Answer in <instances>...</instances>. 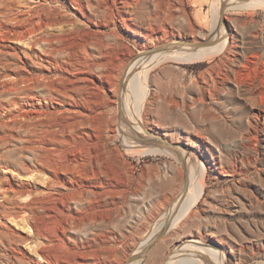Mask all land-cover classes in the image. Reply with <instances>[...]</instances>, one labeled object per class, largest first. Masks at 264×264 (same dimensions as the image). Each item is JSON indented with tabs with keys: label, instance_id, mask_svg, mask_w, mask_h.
Here are the masks:
<instances>
[{
	"label": "bare ground",
	"instance_id": "bare-ground-1",
	"mask_svg": "<svg viewBox=\"0 0 264 264\" xmlns=\"http://www.w3.org/2000/svg\"><path fill=\"white\" fill-rule=\"evenodd\" d=\"M146 1L149 3V0H0V55L3 56L0 138L16 139L22 150L32 153L28 160L24 153L16 165L9 161L1 165L6 173L19 176V180L2 179L0 173V250L4 251L7 264H104L102 231L86 237L70 235L81 225L104 224V158L91 150V143L97 137L98 121L94 120L104 112L101 110L104 78L112 87L113 79H117L116 128L125 134V142L143 144L142 148L148 152L174 156L186 173L178 199L153 224L130 259L141 255L161 233L176 226L201 198L203 162L194 152L186 153L178 145L164 142L154 145L145 131L142 116L148 76L166 61H202L224 54L229 33L221 21L222 11L264 6V0H216L211 21L215 34L207 44L143 48L125 60L117 74L107 73L104 13L123 17L122 25L131 27L139 6ZM50 2H56L62 10H51L45 4ZM69 6L76 11L69 10ZM126 13L134 17L129 21L124 18ZM72 16L83 23L75 22ZM18 43H24L26 48H20ZM257 59V55L246 59L234 75L235 84L244 87L253 109L244 135L252 146L261 142L260 130L264 126L261 123L264 72H258ZM102 117L103 114L101 120ZM39 171L48 174L40 180ZM72 203L75 208L71 207ZM7 219L23 223L27 233L39 239L32 248L38 260L17 244L30 241V236L13 235L5 222ZM177 249L187 255L173 252L164 264H216L217 259L210 255L220 256L218 249L200 242L189 241ZM130 259L128 264H137Z\"/></svg>",
	"mask_w": 264,
	"mask_h": 264
},
{
	"label": "rangeland",
	"instance_id": "rangeland-1",
	"mask_svg": "<svg viewBox=\"0 0 264 264\" xmlns=\"http://www.w3.org/2000/svg\"><path fill=\"white\" fill-rule=\"evenodd\" d=\"M215 1L149 0L139 6L135 18L124 14L125 19H135L131 27L122 25L123 17L104 13V70L117 74L121 64L143 48L208 42L215 34L211 26ZM45 4L51 10H62L56 2ZM221 21L229 33L224 54L202 61H166L148 76L142 116L145 131L154 145L164 142L178 145L186 153L194 152L204 164V189L176 226L132 260V253L153 224L178 199L186 173L174 156L148 152L143 144L125 142V134L116 128L117 79H113L112 87L104 78V121L102 114L96 116L99 118L94 121H102V125L95 123L97 137L91 143V150L104 158V224L81 225L72 234L69 232L86 237L102 231V238H98L104 243V264H128L129 259L137 264H164L189 241L218 249L219 258L210 255L217 259L216 264H264V126L260 130L261 142L252 146L244 135L253 109L244 87L234 81L235 71L254 55L258 58V72H264V6L224 9ZM18 46L26 48L24 43ZM261 123L264 124V115ZM99 125L104 129L99 130ZM22 156L28 160L32 153L22 150L16 139L0 138L2 179L19 180L1 165L7 161L16 165ZM47 174L39 171L38 179ZM75 206L72 203L71 207ZM96 208L103 212L99 206ZM5 222L13 235L30 236L26 244H17L38 260L32 248L39 239L27 233L23 223L10 219ZM3 253L0 250V264H7ZM178 253L187 255L184 251Z\"/></svg>",
	"mask_w": 264,
	"mask_h": 264
},
{
	"label": "water",
	"instance_id": "water-1",
	"mask_svg": "<svg viewBox=\"0 0 264 264\" xmlns=\"http://www.w3.org/2000/svg\"><path fill=\"white\" fill-rule=\"evenodd\" d=\"M207 43H208V42H206V41H202V43L193 44V46H201V45H205V44H207ZM164 233H165V231H164L163 233H161L160 236H162ZM160 236H159V237H160ZM159 237H158V238H159Z\"/></svg>",
	"mask_w": 264,
	"mask_h": 264
}]
</instances>
